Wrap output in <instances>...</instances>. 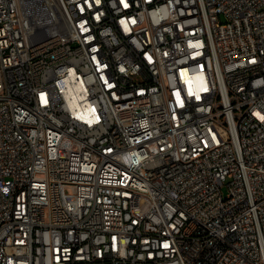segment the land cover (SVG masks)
Instances as JSON below:
<instances>
[{"label": "built area", "instance_id": "2783aa9c", "mask_svg": "<svg viewBox=\"0 0 264 264\" xmlns=\"http://www.w3.org/2000/svg\"><path fill=\"white\" fill-rule=\"evenodd\" d=\"M0 264H264V0H0Z\"/></svg>", "mask_w": 264, "mask_h": 264}]
</instances>
